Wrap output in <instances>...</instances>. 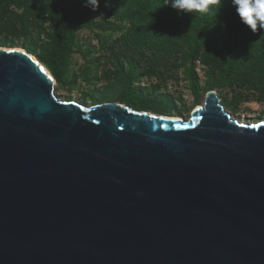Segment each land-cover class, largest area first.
I'll use <instances>...</instances> for the list:
<instances>
[{
    "label": "water",
    "instance_id": "95a60500",
    "mask_svg": "<svg viewBox=\"0 0 264 264\" xmlns=\"http://www.w3.org/2000/svg\"><path fill=\"white\" fill-rule=\"evenodd\" d=\"M0 48V264H264V122L64 103Z\"/></svg>",
    "mask_w": 264,
    "mask_h": 264
},
{
    "label": "rangeland",
    "instance_id": "374dc122",
    "mask_svg": "<svg viewBox=\"0 0 264 264\" xmlns=\"http://www.w3.org/2000/svg\"><path fill=\"white\" fill-rule=\"evenodd\" d=\"M58 1L0 3V48L25 52L50 76L45 59L62 46V21L53 10ZM158 1L152 2L157 9ZM62 2L69 8L72 0ZM82 6L83 0L75 1L73 12ZM140 7V0H105L87 26L71 31L57 63L59 77L51 76L58 100L84 109L114 103L188 122L213 92L231 119L245 125L264 122V48L259 35L244 31L247 43L241 44L235 27L218 17L209 21L199 40L177 24V13L141 17ZM135 29L165 36L172 51L134 45L129 39Z\"/></svg>",
    "mask_w": 264,
    "mask_h": 264
},
{
    "label": "trees",
    "instance_id": "16d2710c",
    "mask_svg": "<svg viewBox=\"0 0 264 264\" xmlns=\"http://www.w3.org/2000/svg\"><path fill=\"white\" fill-rule=\"evenodd\" d=\"M75 1L72 0L70 7L67 8L64 6V2L59 0L57 5L53 7L55 10L56 17L62 21L60 26V35L62 36V46L59 48V52H55L52 57L45 59V67L49 70L51 76L54 79L59 77V65L57 64L61 58L60 54L64 52L63 46L68 44V35L72 30L83 28L88 25L90 20L98 13L99 7L104 3L105 0H99V7L93 11L90 8L82 6L79 12H73V6L75 7ZM161 1V3H160ZM158 1L160 6L157 7L152 3L153 0H140V3L143 7H140L137 11H140V16H147L149 14L155 13L159 17L172 16L174 13H177L181 21L177 22L178 25H182L193 31L197 38L201 37L202 33L208 28L207 24L209 21L215 20L218 17L224 19L231 23L237 32L239 33L240 41L243 38L242 34L251 31L246 25L240 21V17L236 14V8L233 6L232 0H219V3H210L208 9L205 12H192L196 19L191 18L187 13H179L177 10L172 9L170 6L165 4V0ZM0 3H4V0H0ZM52 10V11H53ZM143 12H145L143 14ZM143 14V15H142ZM133 18V16H132ZM252 32V31H251ZM256 35H259L258 43L264 48V29L257 26V30L253 32ZM247 37L249 34H247ZM201 38H199L200 40ZM130 42L136 46H148L158 52H171V43L169 39L165 36L153 35L150 31L135 29L130 35ZM247 43L246 39L243 38L241 44ZM134 109L139 110L138 107L134 106Z\"/></svg>",
    "mask_w": 264,
    "mask_h": 264
},
{
    "label": "clouds",
    "instance_id": "9594fccd",
    "mask_svg": "<svg viewBox=\"0 0 264 264\" xmlns=\"http://www.w3.org/2000/svg\"><path fill=\"white\" fill-rule=\"evenodd\" d=\"M210 3H219V0H165L166 5L179 13L205 12ZM232 3L240 21L252 32L257 30L258 25L264 29V0H232ZM83 5L95 11L99 0H83Z\"/></svg>",
    "mask_w": 264,
    "mask_h": 264
},
{
    "label": "bare ground",
    "instance_id": "6f19581e",
    "mask_svg": "<svg viewBox=\"0 0 264 264\" xmlns=\"http://www.w3.org/2000/svg\"><path fill=\"white\" fill-rule=\"evenodd\" d=\"M11 52H19V53H23L24 54V52H22L21 50H18V49H11L10 50ZM29 58L37 65V66H39V68L40 69H43V73L45 74V76H47L48 78H49V80H50V82H51V85L53 86L54 85V80L51 78V76L48 74V72L43 68V67H41L31 56H29ZM165 118H168V117H165ZM169 119H173V118H169Z\"/></svg>",
    "mask_w": 264,
    "mask_h": 264
},
{
    "label": "snow or ice",
    "instance_id": "6c2138e0",
    "mask_svg": "<svg viewBox=\"0 0 264 264\" xmlns=\"http://www.w3.org/2000/svg\"><path fill=\"white\" fill-rule=\"evenodd\" d=\"M43 71V69H41Z\"/></svg>",
    "mask_w": 264,
    "mask_h": 264
}]
</instances>
